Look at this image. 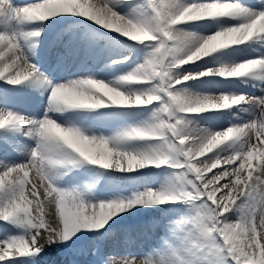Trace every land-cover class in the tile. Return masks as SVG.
<instances>
[{
	"label": "snow or ice",
	"instance_id": "1",
	"mask_svg": "<svg viewBox=\"0 0 264 264\" xmlns=\"http://www.w3.org/2000/svg\"><path fill=\"white\" fill-rule=\"evenodd\" d=\"M0 153V264H264V0H0Z\"/></svg>",
	"mask_w": 264,
	"mask_h": 264
},
{
	"label": "bare ground",
	"instance_id": "2",
	"mask_svg": "<svg viewBox=\"0 0 264 264\" xmlns=\"http://www.w3.org/2000/svg\"><path fill=\"white\" fill-rule=\"evenodd\" d=\"M13 2L15 4H17L18 6H22L28 2H31V0H13ZM98 2V0H97ZM244 2L249 3V4H257L259 3V0H244ZM41 64L43 66L44 69L49 70L50 71V64L48 61L46 60H41ZM187 67V66H186ZM191 83V82H189ZM249 93L251 95H255L256 97H259L262 95V93L259 90H254V89H248ZM40 99H42L41 97L37 96L35 97L32 101H30L22 110L23 111H27L30 112L31 114H36L37 111L40 110V108L42 107V102L40 101ZM257 116H259V111L257 110ZM224 127L227 126V124L225 123L224 125H222ZM3 157V153H0V158ZM9 160H12L14 162H20L23 160V156L20 155L19 153L15 154V155H10L9 156ZM255 163V161H254ZM218 171V169H214L213 170ZM212 175V173H208V176L210 177ZM131 222V221H130ZM3 234V233H0ZM2 236V237H1ZM1 238H3V235H0ZM134 239V238H133ZM148 242V243H147ZM154 241H145L144 242V246L147 247L150 243H153ZM41 243H43V241H41ZM114 245H120L122 243V238L120 236H117L115 240H113L111 242ZM55 254V253H54ZM44 259L49 260V261H55V260H59L61 259L58 255H55L53 257H45Z\"/></svg>",
	"mask_w": 264,
	"mask_h": 264
},
{
	"label": "rangeland",
	"instance_id": "3",
	"mask_svg": "<svg viewBox=\"0 0 264 264\" xmlns=\"http://www.w3.org/2000/svg\"><path fill=\"white\" fill-rule=\"evenodd\" d=\"M49 62V64H51V62L50 61H48ZM38 112V111H37ZM0 235H3V234H0ZM2 237V236H1ZM0 237V238H1ZM149 241H151V240H149ZM148 243V242H147ZM55 253V254H54ZM55 255H57V252H56V249L55 248H49V249H47V251H46V253H45V257H47V258H49V257H53V256H55ZM44 257V258H45Z\"/></svg>",
	"mask_w": 264,
	"mask_h": 264
}]
</instances>
